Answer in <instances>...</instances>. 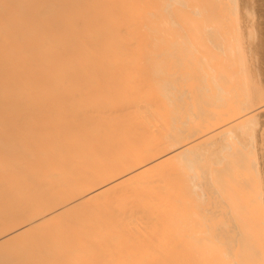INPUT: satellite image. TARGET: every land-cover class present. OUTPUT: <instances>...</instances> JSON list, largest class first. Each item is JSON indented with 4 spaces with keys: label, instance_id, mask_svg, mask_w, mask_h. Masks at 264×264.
Listing matches in <instances>:
<instances>
[{
    "label": "bare ground",
    "instance_id": "1",
    "mask_svg": "<svg viewBox=\"0 0 264 264\" xmlns=\"http://www.w3.org/2000/svg\"><path fill=\"white\" fill-rule=\"evenodd\" d=\"M0 264H264V0H0Z\"/></svg>",
    "mask_w": 264,
    "mask_h": 264
}]
</instances>
